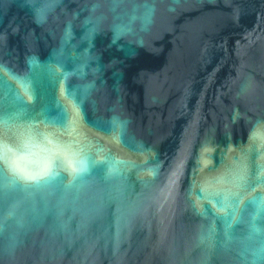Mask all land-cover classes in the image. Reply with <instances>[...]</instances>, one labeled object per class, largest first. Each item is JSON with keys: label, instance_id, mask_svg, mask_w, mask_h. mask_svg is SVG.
<instances>
[{"label": "water", "instance_id": "95a60500", "mask_svg": "<svg viewBox=\"0 0 264 264\" xmlns=\"http://www.w3.org/2000/svg\"><path fill=\"white\" fill-rule=\"evenodd\" d=\"M17 119L88 167L0 169V264H264V0H0Z\"/></svg>", "mask_w": 264, "mask_h": 264}, {"label": "clouds", "instance_id": "9594fccd", "mask_svg": "<svg viewBox=\"0 0 264 264\" xmlns=\"http://www.w3.org/2000/svg\"><path fill=\"white\" fill-rule=\"evenodd\" d=\"M0 134V169L12 181L40 182L57 174L58 168L73 173L87 171L86 149L75 139L74 129L59 132L51 126L19 122H2Z\"/></svg>", "mask_w": 264, "mask_h": 264}]
</instances>
